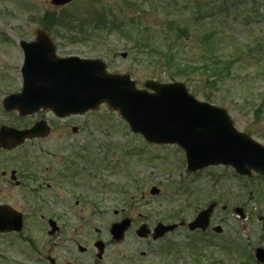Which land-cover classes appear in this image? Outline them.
I'll use <instances>...</instances> for the list:
<instances>
[{"label":"rangeland","instance_id":"1","mask_svg":"<svg viewBox=\"0 0 264 264\" xmlns=\"http://www.w3.org/2000/svg\"><path fill=\"white\" fill-rule=\"evenodd\" d=\"M39 31L58 55L101 59L108 73L128 74L138 88L147 80L184 83L196 99L225 109L239 131L264 145V0H0V100L20 92L19 41ZM167 54L191 74L169 80L161 67ZM227 60L229 75L216 85L208 73L191 69ZM32 117L0 108L1 122L11 118L23 125ZM33 148H61L62 156L73 158L75 187L43 186L23 195L17 190L13 205L23 214V228L0 233V264H49V256L56 264H263L254 251L264 248V176L240 175L227 165L188 171L179 146L147 142L107 103L59 120ZM52 155L34 162L40 175L49 164L62 168ZM153 186L157 193L150 192ZM212 202L205 230L179 225L156 240L136 233L142 223L153 229L158 222H190ZM51 217L59 226L53 235ZM124 218L131 225L114 240L111 224ZM97 239L105 242L101 259Z\"/></svg>","mask_w":264,"mask_h":264},{"label":"water","instance_id":"2","mask_svg":"<svg viewBox=\"0 0 264 264\" xmlns=\"http://www.w3.org/2000/svg\"><path fill=\"white\" fill-rule=\"evenodd\" d=\"M72 0H51L64 5ZM23 52L21 66L22 88L4 99L7 110H17L24 116L50 109L57 116L83 114L107 103L116 110L129 129L147 142L176 144L185 154L186 168L194 172L208 166H231L236 173L250 176L252 171L264 176V145L232 123L225 109L196 99L180 81L147 80L138 88L128 74H110L101 59L81 58L77 55L59 57L49 37L39 31L33 41L20 40ZM43 122L30 128L15 129L2 126L0 147L12 148L25 139L46 134ZM159 189L153 186L151 193ZM215 203L200 210L185 223L158 222L151 230L141 224L136 233L152 239L161 238L176 227L205 230L209 226ZM130 218L114 222L110 234L114 240L123 238L130 226ZM22 215L7 205H0V232L20 231ZM49 233L57 230L56 222L48 220ZM220 231L219 226L213 227ZM97 257L104 251V241L94 243ZM255 260L264 264V248L254 251ZM50 264L54 261L50 259Z\"/></svg>","mask_w":264,"mask_h":264},{"label":"flooded vegetation","instance_id":"3","mask_svg":"<svg viewBox=\"0 0 264 264\" xmlns=\"http://www.w3.org/2000/svg\"><path fill=\"white\" fill-rule=\"evenodd\" d=\"M35 39L36 38L29 40V41H33ZM52 44L54 46V51L57 56L59 57L70 56V55H58L56 52L57 51L56 44L53 42ZM10 94H14V93H9L8 95ZM7 96H5L2 100H0V108H2V110L6 114L16 115L18 113L17 110L15 109L7 110L4 107V99ZM27 116H36V117L35 118L32 117L29 122H26L23 125H17L16 120L15 119L12 120L11 118L7 119L5 122L0 121V129L2 128V126L12 127L15 129H26V128L32 127L37 122H43L44 127L47 129L45 135L35 136L32 138L25 139L20 145H17L15 147H12V148L0 147V205H7L11 207L12 209L16 210L17 212H19L22 215V223H23V214L20 210H18L13 205L14 204L13 202L17 198V190H23L22 192V195H23L25 191L33 192L32 189L34 188H35L34 190H37L38 188L41 189L43 188V186L50 187L51 185H53L55 187H65L66 185H69L70 187H75L74 185L75 172L74 171L76 169L75 162H73L74 159L66 158L65 156H62L63 149L61 148H59V150H56V151H51L50 153L48 150H41V149L39 150L42 151V153H39V150L33 148L34 143H36L39 140L46 139L52 135V133L57 129L59 120L66 121L73 115L59 117L50 109H39L38 111L34 113L24 115L21 117L25 118ZM63 125L65 127H68L69 124L65 122ZM70 128L73 133H76L77 131H79V127L76 125H73ZM26 146H31L32 148L26 147ZM56 153H57L56 155L57 162L60 166H62V168L58 169L56 165L54 166L53 164H49V165L44 166L43 171H42L43 174L40 175L37 172V169L41 167L37 165V163L35 165L34 162L43 160L44 156L54 157L55 155H52V154H56ZM70 194H72V191H70ZM58 197H61V196H57V198ZM78 201L76 202V204L79 203ZM82 202H83V198H82ZM50 219L54 220V218L52 217L48 218L47 223H48V220ZM54 221L56 222V220ZM142 224H146V223H142ZM130 225H131V222H130ZM56 226L58 228L54 233L50 234L49 233L50 230H48L49 235H53L59 230V226L57 225V222H56ZM22 228H23V224H22ZM150 230L152 232V229ZM17 232L19 231H9V232H0V233H10L11 234V233H17ZM151 232L147 236L149 235L151 236ZM97 240H95L94 243ZM104 248H105V242H104ZM85 249L86 248H82L81 250L85 251ZM142 254L144 255V252H142ZM102 256L97 257V253H96V257L98 259H101ZM47 258H48L49 264H50V259H52L54 261V264H56V260L54 257L49 256Z\"/></svg>","mask_w":264,"mask_h":264},{"label":"trees","instance_id":"4","mask_svg":"<svg viewBox=\"0 0 264 264\" xmlns=\"http://www.w3.org/2000/svg\"><path fill=\"white\" fill-rule=\"evenodd\" d=\"M228 0H221V4H227ZM182 30V29H180ZM141 41V40H139ZM260 44H257L256 47L259 48ZM263 51V49H261ZM168 56H166V58H164V62L162 61V68L163 70H169L167 75L169 80H176L178 79L177 77L179 75H184L186 77L189 76V74H191L190 72V67L187 65H184L182 63H180L178 61V64L173 65V63L175 62L173 60L174 57H172L171 55L167 54ZM230 60L227 61H222V62H213L212 64H210L209 66H202L200 68H191L194 70H200L204 73H208V77H206L207 81H212V84L218 82V80L224 79L225 75H229V72L226 69V66H230ZM173 66V67H172ZM166 67H170V68H166ZM222 67V68H221ZM212 77V78H211ZM210 79V80H209ZM216 85V84H215ZM214 85V86H215ZM208 99V96H205ZM244 264V263H242Z\"/></svg>","mask_w":264,"mask_h":264}]
</instances>
